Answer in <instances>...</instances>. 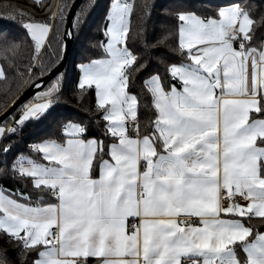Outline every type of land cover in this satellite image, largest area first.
<instances>
[{
    "label": "snow or ice",
    "instance_id": "snow-or-ice-1",
    "mask_svg": "<svg viewBox=\"0 0 264 264\" xmlns=\"http://www.w3.org/2000/svg\"><path fill=\"white\" fill-rule=\"evenodd\" d=\"M35 7L47 19L10 2L0 8V84L11 96L13 81L19 87L27 77L34 89L0 121L2 140L60 104L63 74L44 77L89 6L77 9L71 28L64 0L56 10L42 0ZM154 7L110 0L95 58L77 65L75 94L82 102L94 92L100 136L66 120L58 137L31 144L3 170L26 182L0 187V235L17 246L19 264H264V7L229 0L172 8L174 24L156 43L175 55L134 92L148 62L132 44L152 48ZM11 149L0 146L5 156ZM0 264L16 261L4 250Z\"/></svg>",
    "mask_w": 264,
    "mask_h": 264
},
{
    "label": "trees",
    "instance_id": "trees-1",
    "mask_svg": "<svg viewBox=\"0 0 264 264\" xmlns=\"http://www.w3.org/2000/svg\"><path fill=\"white\" fill-rule=\"evenodd\" d=\"M74 0H64L69 5V9ZM13 3L21 9L31 10L34 18L38 21L47 19L49 13L46 8L35 7L33 8V0H0V8L5 3ZM139 2V0H137ZM155 7L151 9V16L146 23V39L147 43L152 46L148 51H144L143 42H136L132 44V47L140 54L144 56L148 62V72L139 77L132 88V91L138 92L141 87V80L144 76L159 69L163 74V65L160 63L162 57H174L169 47L157 44L156 41L161 38L162 29L165 26H171L174 24V20L167 15V12L177 6H193L197 9L203 7H210L216 4H226L229 0H152ZM255 4L260 7V0H253ZM42 3L47 7L52 6V10H56L57 6L61 3V0H42ZM88 5L86 15L82 21L81 28L74 30V41L70 51V57L68 60V66L63 74V95L61 97L60 104L55 108L52 115L47 120L33 121L23 127L22 131H19L16 135L11 136L10 139L4 140L1 146L5 143L12 145L11 152L8 156H5L0 152V187L5 189L15 190L17 188L23 190L26 186L25 181L13 179L10 172L3 171L4 169H10L11 162L17 155L29 154V147L31 144L39 142L49 137L56 138L60 135V127L66 120L83 121L89 124V136H100L103 131L102 126H97L95 120L91 116V110L95 106L94 92H89L82 102L78 100L75 94V86L79 78V70L77 65L86 62L88 56L95 58V52L92 49V45L103 39L102 28L104 25V18L107 14V10L110 5V0H84L79 8ZM69 11V10H68ZM68 11L65 13L66 19ZM76 15V14H75ZM75 19V17H74ZM53 23H55L53 21ZM138 21H133V27H136ZM63 30V29H62ZM12 35L18 40L24 38L22 30L19 28L13 29ZM53 47H56L55 38L53 39ZM159 49V51H157ZM47 60V56H45ZM61 61V59H60ZM59 61V62H60ZM59 62L52 67L50 72L59 64ZM48 74V73H47ZM46 74V75H47ZM35 75H39L37 70ZM45 75V76H46ZM26 83H21V86H17V81H13L9 92L14 94L9 96L7 92L3 90L2 84H0V114L3 113L13 101L27 88L30 87L31 81L25 77ZM143 103V97H141ZM141 119H145L144 110L141 109ZM11 121L9 122V124ZM30 189V183L27 184ZM253 225L260 227L258 220L252 221ZM264 230V229H262ZM7 250L8 258L16 261L19 264L17 246L14 243L9 242L3 235H0V252Z\"/></svg>",
    "mask_w": 264,
    "mask_h": 264
},
{
    "label": "water",
    "instance_id": "water-1",
    "mask_svg": "<svg viewBox=\"0 0 264 264\" xmlns=\"http://www.w3.org/2000/svg\"><path fill=\"white\" fill-rule=\"evenodd\" d=\"M84 0H74L69 11L67 14V19H66V26L68 28H71V24L68 23V21H70L71 19H74L75 14L77 9L79 8V6L81 5V3ZM73 41H74V35L71 39H69L67 41V50L66 53L63 54L61 61L59 62V64L51 71L49 72L44 79H49L52 78V74L56 73V74H60L62 71H65L67 66H68V60L70 57V51L73 45ZM57 68L59 69V72L57 73ZM34 91V89L30 86L29 88H27L24 92H22L14 101L13 103L3 112L0 114V121L3 120V118L5 117V115L8 112L13 111V108L16 107L17 105H20L22 103H24L25 101L29 100L31 98L32 92Z\"/></svg>",
    "mask_w": 264,
    "mask_h": 264
},
{
    "label": "crops",
    "instance_id": "crops-1",
    "mask_svg": "<svg viewBox=\"0 0 264 264\" xmlns=\"http://www.w3.org/2000/svg\"><path fill=\"white\" fill-rule=\"evenodd\" d=\"M231 98V97H230ZM0 141H1V139H0ZM137 223H138V221H136ZM90 264H95V261H94V259L92 260V261H90Z\"/></svg>",
    "mask_w": 264,
    "mask_h": 264
},
{
    "label": "built area",
    "instance_id": "built-area-1",
    "mask_svg": "<svg viewBox=\"0 0 264 264\" xmlns=\"http://www.w3.org/2000/svg\"><path fill=\"white\" fill-rule=\"evenodd\" d=\"M12 123V122H11ZM11 123L9 124V126H11ZM241 203H244V201H240Z\"/></svg>",
    "mask_w": 264,
    "mask_h": 264
},
{
    "label": "rangeland",
    "instance_id": "rangeland-1",
    "mask_svg": "<svg viewBox=\"0 0 264 264\" xmlns=\"http://www.w3.org/2000/svg\"><path fill=\"white\" fill-rule=\"evenodd\" d=\"M3 141H4V140L1 139L0 143L2 144ZM1 144H0V146H1Z\"/></svg>",
    "mask_w": 264,
    "mask_h": 264
}]
</instances>
